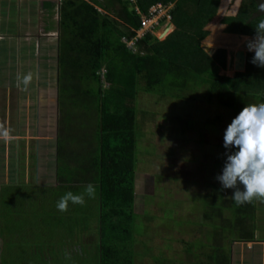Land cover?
Here are the masks:
<instances>
[{"label":"trees","instance_id":"obj_1","mask_svg":"<svg viewBox=\"0 0 264 264\" xmlns=\"http://www.w3.org/2000/svg\"><path fill=\"white\" fill-rule=\"evenodd\" d=\"M134 1L140 16L147 15L153 7L173 5L170 18L175 32L163 39L171 31L167 21L155 32L156 37L147 34L142 40H135L141 19L123 0H102L104 5L94 2L95 6L83 0H63L60 4L58 187H81L86 183L95 186L98 228L96 224L92 240L97 264H134L136 261L130 256L132 243L127 240L120 244L121 241L109 236L104 239L102 230L111 233L120 230L127 235L129 227L121 228L122 223L127 226L135 217V101L140 94L165 97L171 91L176 96L182 90L194 88L205 94L201 98L195 94L190 97L232 109V119L247 104L264 103V90L242 79L253 76L254 52L248 51L246 45L255 37L259 21L264 19L258 9L262 0H230L229 8L237 1L239 8L235 16L222 20L225 34L221 25H214L222 19L217 12L223 0ZM208 25L210 34L205 30ZM123 39L126 41L122 42ZM154 39L156 43L151 44ZM134 40V47L128 48V43ZM203 41L204 49L210 53L222 50L208 56L202 49ZM226 54L229 65L224 69ZM103 70L105 73L101 76ZM209 71L231 78L242 77L229 79ZM63 169L66 174L69 172L67 181L62 178ZM187 186L192 190L191 184ZM215 196L219 198V190ZM211 213L212 218L208 214V219L204 218L216 221L217 229L212 232L216 241L211 237L214 255L206 257L202 247L191 262L183 259L179 264H231L229 253L220 242L230 234L241 236L240 208L233 200L224 201L222 206L218 207V203L215 208L212 206ZM225 232L230 234L226 236ZM27 261L35 264L31 259Z\"/></svg>","mask_w":264,"mask_h":264},{"label":"rangeland","instance_id":"obj_2","mask_svg":"<svg viewBox=\"0 0 264 264\" xmlns=\"http://www.w3.org/2000/svg\"><path fill=\"white\" fill-rule=\"evenodd\" d=\"M83 1L94 6V2L100 5L105 4L102 0ZM123 1L129 3L130 9H135L134 0ZM229 4L230 0H223L217 12L222 19L219 24L214 25H221L222 32L225 28L222 20L235 16L239 8V1L231 8ZM169 9L172 11L173 6ZM169 9L154 12L152 21L148 24L145 22L144 27L136 32L135 40H142L148 32H152L153 37H156L155 32L161 29L164 23L170 21L164 16V14H169ZM141 18L147 19V16H141ZM175 30L176 28L171 27L170 33ZM206 30L210 31L209 25ZM135 40L129 46L133 47ZM124 41L126 40L123 39L122 42ZM154 43H156L155 39L151 40V44ZM201 46L208 56L222 50L217 49L210 53L204 49V41ZM228 60L226 54L224 69L228 68ZM54 66L56 68V64ZM255 66V64L252 65V68ZM102 73H105L104 70ZM209 74L229 79L239 76L237 80L242 77L238 75L231 78L214 74L212 71H209ZM242 79L247 81L246 78ZM56 91L52 90V93L55 95ZM203 93L205 94V91ZM203 93L191 88L186 92L185 90L178 92L176 96L171 91L165 97L140 94L135 101L137 118L133 164L135 217L127 226L122 223L121 228L129 227L127 235L119 230L121 228L112 233L106 229L102 230L104 239L109 236L121 241L120 244H125L127 240L128 243H132L133 247H130V252L133 253L130 256L136 258L134 264H179V261L183 259L191 262L193 257L200 252L198 249L202 247L207 253L206 257L214 255L211 247L214 244L212 239L216 241L217 238L212 237L211 232L214 233L217 229L216 221L206 219L210 215L212 218V206L215 208L217 203L219 207L224 201L225 203L232 201L231 196L233 195L231 189H222L218 181L216 189H213L214 185H209L212 181L210 180L211 174L215 173L217 176L222 174L226 160L225 153L229 152L228 150H217L214 145L217 141L220 144L223 143L224 132L234 116L233 110L228 107L202 99L195 101L193 97H190L195 94L201 98L204 96ZM177 97L182 100H178ZM43 102L47 101L39 100L37 106L35 105L39 113L43 110ZM53 131L46 126L43 131L41 130L40 136L36 137L41 143L48 142V144L42 145L41 152L36 151V154H41L37 156V163L34 167L39 172L46 167L47 174L53 177L50 180L52 183L55 180L53 175L56 159ZM25 132L24 134L31 136V133ZM29 150V148L26 149L27 152ZM216 152L220 153L216 154ZM66 163L69 165L68 160ZM59 173H61L60 170ZM62 173L63 180L67 181L65 177L69 176V172L66 174L63 169ZM204 179L205 184L200 182ZM187 184L192 185V190ZM86 185L88 183L80 185L81 187L59 188L57 186L51 190L47 199L45 192H41L42 195L38 196L26 189L10 188V194L13 193L10 195V201H8L6 189L1 187L0 264H31L27 261L29 259L35 264H97V252L92 240L96 235V224L98 228V222L95 220L98 212L97 194L95 193L94 198L85 195L84 205L69 202L66 212H61L56 207L57 201L64 194L69 191L81 194ZM218 185H220L219 188ZM218 190L219 198H216ZM10 202L11 207L8 208ZM226 217L225 221L228 220ZM86 238L89 240H85ZM52 241L60 245L69 242L67 247L71 245V250L64 252L61 256L57 253L50 262L40 263L41 260H34L38 259L42 252H47L49 242ZM85 242L88 244L86 245ZM74 243L77 245L76 249ZM232 244H234V253L237 247L238 252H242V243L238 244L235 241ZM34 248L37 249L38 254L31 253ZM77 249L80 251L77 252ZM203 255L200 257L204 258ZM232 258L236 261L240 257L232 255Z\"/></svg>","mask_w":264,"mask_h":264},{"label":"crops","instance_id":"obj_3","mask_svg":"<svg viewBox=\"0 0 264 264\" xmlns=\"http://www.w3.org/2000/svg\"><path fill=\"white\" fill-rule=\"evenodd\" d=\"M62 1L0 0V188L6 189L8 201H10V195L13 194H10V188L26 189L38 196L42 195L41 192H45L47 199L51 190L59 185L56 172L57 96L58 49L61 34L60 4ZM169 24L173 28L170 22ZM50 49L52 53L49 52ZM252 65L254 64H251L253 76H246L247 81L245 82L264 90V68L258 66L252 68ZM27 74H31L32 79L25 88L18 77L22 78ZM52 90H57L55 95ZM39 100L47 101L43 102L41 113L36 108ZM46 126L50 131L54 130L52 135L55 137L56 162L54 160L55 180L53 183L50 181L53 177L47 174L46 167H43L42 172L34 169L37 156L41 154H36V151L41 152L40 148L48 144V142L41 143L36 138ZM26 130L31 133V136L24 134ZM215 144H219L216 147L217 150L227 151L223 143L220 144L217 141ZM27 148L30 149L28 152ZM218 153L220 152H216ZM216 177L215 173L211 174L210 185H214L213 189L218 184ZM200 182L206 181L204 179ZM10 207L11 202L8 208ZM238 208L241 212L238 225L241 229V236L235 237L230 232H225L226 236L228 234L230 236L222 238L223 241L220 243L229 253L231 264H264V203L254 199L251 203L239 205ZM235 241L238 244L242 243L241 253L238 252V247L236 253L233 252L234 244L232 243ZM49 243L47 252H42L38 258L43 263L50 262L57 253L61 256L64 252L71 250V245L67 247L69 242L65 245L55 244L53 241ZM36 251L37 249L34 248L31 253ZM70 253L74 254V252ZM232 255L240 258L234 261Z\"/></svg>","mask_w":264,"mask_h":264},{"label":"clouds","instance_id":"obj_4","mask_svg":"<svg viewBox=\"0 0 264 264\" xmlns=\"http://www.w3.org/2000/svg\"><path fill=\"white\" fill-rule=\"evenodd\" d=\"M170 6L173 5L160 7L162 9H169ZM258 9L261 13H264V0L258 4ZM135 12L140 16V12L136 9V5ZM170 12L169 9V14H164L167 20H170L168 23H171ZM103 14L106 13L104 12ZM140 29L141 26L139 30ZM148 34L152 35V32H148ZM131 43L132 42L128 43V48L134 47L129 46ZM246 46L248 51L254 52L251 62L258 67L264 68V19L259 21L255 29V37L248 41ZM101 75L103 74L101 73ZM31 79V74L24 75L22 78L18 77V80L25 88H27ZM223 147L229 150V152L225 153L226 160L222 169V174L216 177L222 189L234 190L231 199L238 206L244 203H251L254 199L264 203V103L247 104L239 112L224 132ZM231 149L236 150L231 151ZM95 193V186L93 184H88L81 194H74L71 191L64 194L57 201L56 207L59 211L66 212L69 202L72 204L84 205L85 195L89 198H94ZM66 258L69 257L66 256Z\"/></svg>","mask_w":264,"mask_h":264},{"label":"built area","instance_id":"obj_5","mask_svg":"<svg viewBox=\"0 0 264 264\" xmlns=\"http://www.w3.org/2000/svg\"><path fill=\"white\" fill-rule=\"evenodd\" d=\"M156 11H162V8L160 6H157L155 8L150 9V11L148 12V15H147V19H142L141 18V28L144 27L145 22H147V24H148V23H150L152 21V14L154 12H156ZM102 74H104V73H102Z\"/></svg>","mask_w":264,"mask_h":264},{"label":"water","instance_id":"obj_6","mask_svg":"<svg viewBox=\"0 0 264 264\" xmlns=\"http://www.w3.org/2000/svg\"><path fill=\"white\" fill-rule=\"evenodd\" d=\"M214 53H215V52H214ZM214 53H213V54H214ZM213 54H211L210 56H212Z\"/></svg>","mask_w":264,"mask_h":264}]
</instances>
